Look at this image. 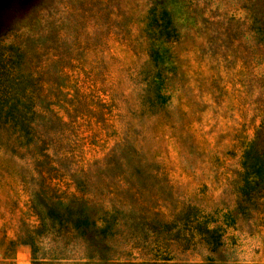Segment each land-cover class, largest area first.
Returning a JSON list of instances; mask_svg holds the SVG:
<instances>
[{"label":"rangeland","instance_id":"374dc122","mask_svg":"<svg viewBox=\"0 0 264 264\" xmlns=\"http://www.w3.org/2000/svg\"><path fill=\"white\" fill-rule=\"evenodd\" d=\"M0 114V264H264V0H0Z\"/></svg>","mask_w":264,"mask_h":264},{"label":"trees","instance_id":"16d2710c","mask_svg":"<svg viewBox=\"0 0 264 264\" xmlns=\"http://www.w3.org/2000/svg\"><path fill=\"white\" fill-rule=\"evenodd\" d=\"M4 113L7 115L3 117L0 114L2 119L10 118L13 121L14 117L8 110ZM28 211L35 223L25 231L20 242L30 246L32 257L35 254V241L48 234L56 233L61 236L64 233L73 234L101 244L109 228L105 225L107 223L105 217L93 216L88 206L75 199H44L34 193L30 199Z\"/></svg>","mask_w":264,"mask_h":264}]
</instances>
